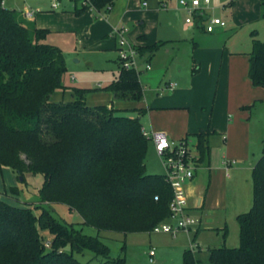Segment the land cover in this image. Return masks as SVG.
Segmentation results:
<instances>
[{
    "label": "trees",
    "instance_id": "16d2710c",
    "mask_svg": "<svg viewBox=\"0 0 264 264\" xmlns=\"http://www.w3.org/2000/svg\"><path fill=\"white\" fill-rule=\"evenodd\" d=\"M3 1L0 166L8 167L21 181L26 173L40 174L42 182L32 206H16L0 198V264H90L73 255L84 250L100 259L93 264H122V256L111 257L108 246L97 235L84 234L81 226L124 236L148 233L167 218L170 188L162 175L144 170L148 139L139 117L145 109L132 108L136 114L130 117L111 105L88 106L85 95L93 89L62 84L64 55L43 41L48 30L25 21L17 11L4 7ZM87 1L100 14L108 11L113 0ZM258 2L264 24V0ZM87 8L78 5L70 12L77 16ZM197 17L199 22L206 18ZM153 47L133 48L141 52ZM246 77L251 86L264 89V38H251ZM100 89L109 90L115 100L142 98L137 71L119 64L115 78ZM65 90L70 99H51L55 91ZM260 101L264 105V98ZM262 123L264 128V112ZM210 134L201 129L192 134L198 163L208 156ZM261 145L262 153L250 168L251 205L236 216L238 244L208 248L211 264H264V136ZM56 204L79 220L55 217L51 206ZM182 264H193L189 248L183 252Z\"/></svg>",
    "mask_w": 264,
    "mask_h": 264
},
{
    "label": "rangeland",
    "instance_id": "374dc122",
    "mask_svg": "<svg viewBox=\"0 0 264 264\" xmlns=\"http://www.w3.org/2000/svg\"><path fill=\"white\" fill-rule=\"evenodd\" d=\"M13 1L18 5L25 3L30 8L42 7L35 14L41 15V26L48 30L43 41L67 54L63 85L93 89L97 82L103 85L109 82L117 61V51H113L112 47L114 41L117 45L118 39L111 33L110 37L106 35L104 22L98 15L88 11L77 16L72 14L70 0H60L56 10L49 8V0ZM174 1L162 0L158 3V0H113L111 3L115 18L110 12L108 21L113 23L120 17L126 43L134 48L137 45L147 47L154 44L152 49L142 51L152 52L149 59L151 69L138 71L137 77L140 85L145 86L147 103L158 108L143 113L139 121L146 131L150 128L153 133H163L174 143L183 138L189 154H195L191 145L194 142L192 134L198 128L206 131L208 120L218 134L209 138L208 156H204L198 169H195L193 185H196L198 192L202 190L203 200L201 207L188 210V214L199 220L196 231L193 227L189 232L178 231L175 235L141 231L122 236L116 232H97L90 226H81L84 234L97 235L108 246L111 257L122 256V264H182L183 252L189 248V244L192 247L190 254L193 264H211L208 260V248L237 246L236 216L247 211L251 205L250 166L262 153L264 107L260 100L264 98V89L257 88L262 99H250L252 104L246 118V114L239 109L241 105H236V102L249 96L250 91L240 85H228L224 78L225 63L222 61L218 64V61L214 65L213 61H216L214 52L217 49L230 42H239L238 38L243 39L244 36L248 39L249 51L252 37L259 40L264 38L263 20L260 18L240 25L237 20L243 13L240 3L235 9V17L228 6L222 5L227 0H209L211 7L205 13L208 17L215 16L223 20V30L218 32L216 26H209V18L197 22V18L191 14L193 25L185 32L181 29L184 13L177 5L178 15L174 14ZM142 2L144 6L141 5ZM6 6L13 7L8 3ZM253 9L261 12L262 6L258 0ZM252 30H255L253 36ZM178 36L182 39L178 40ZM139 37L143 39L140 40ZM125 47L123 45L122 50ZM205 49H209L207 52L213 53V56L204 58ZM191 58L198 64L199 72L185 78ZM146 60L136 56L137 69L142 68ZM180 76L184 77L182 81L177 79ZM172 81L178 83L172 93H154L156 86L161 88ZM65 91L64 100L70 93ZM112 99L111 92L106 89L89 90L85 95V102L89 106L108 105ZM113 104L115 106L114 102ZM117 104L115 107L123 110L121 114L135 116L136 113L131 109L140 103L134 105L124 101ZM242 118L247 121V125L242 123ZM223 160L235 162L227 169L228 176L221 165ZM143 163L145 173L162 175L160 158L153 149L151 139L147 140ZM20 178L8 167L0 166V198L12 205L32 206L36 203V191L42 182V176L26 173L23 181ZM51 208L52 214L57 218L71 222L79 220L74 212H67L63 205L56 204ZM42 234L44 238H48L44 232ZM150 248L155 250L152 258L153 261L156 260L154 263L148 261L147 252ZM73 255L82 263L93 264L100 261L88 250Z\"/></svg>",
    "mask_w": 264,
    "mask_h": 264
},
{
    "label": "crops",
    "instance_id": "0c3cea01",
    "mask_svg": "<svg viewBox=\"0 0 264 264\" xmlns=\"http://www.w3.org/2000/svg\"><path fill=\"white\" fill-rule=\"evenodd\" d=\"M162 0H158V3H160ZM171 2V1H170ZM8 3V5H13V7L12 8H10V7H7L6 6V4ZM143 3V2H142ZM209 3H210V1H209ZM209 3H208V5L206 6V7H203V6H201L198 10H195L192 14L194 15V17L195 18H197V22H198V20H199V18L197 17V15H199V14H203V15H205V17H206V19L208 18V15L205 13V10L206 9H210L209 7H211V6H209ZM240 3V6L242 7V10H243V13H242V15L239 17V18H237V20H238V24H243V23H245V22H253V21H255V20H257V19H260L261 17H260V14H261V12L260 13H258V11H254V9H253V6H254V4L256 3V0H227L226 2H224V3H222V5H223V7H225V6H228L231 10V12H232V14L235 16V17H237L236 16V11H235V9H236V7H237V5ZM142 6H144V4H141ZM174 7H175V12H174V14L175 15H178V11H177V5H178V3H177V0H175L174 1ZM3 6L4 7H6V8H10V9H13V10H15V11H17L18 13H19V15L22 17V18H24L23 16H22V14H21V12H22V10L24 9V8H29V9H40L39 11H41L42 10V7L41 6H38V7H35V8H30V7H28L25 3L24 4H17L15 1H13V0H4L3 1ZM159 6H161V4L159 5ZM179 6V5H178ZM69 8H71V6L69 7ZM180 8V7H179ZM182 11H183V17H185L186 16V14H185V11H184V9L181 7L180 8ZM113 9L111 8V6L109 7V9H108V11L106 12V13H100V14H98V13H95L93 10H91V9H87V10H85V11H88V12H90V13H93V14H96V15H98L99 16V18L104 22L103 24H104V29H106V31H107V36H109V33H110V29L112 28V27H115V26H118V25H121L120 24V17H118L117 18V20L115 21V22H109L108 21V18H109V16H110V12H112V16L114 15V12L112 11ZM58 12V11H57ZM36 12H34L33 13V15L28 19H25V21H27V22H29V23H31V24H33L35 27H38V28H43L41 25H43V23L41 22V19H40V16L41 15H39V14H35ZM58 16H60L59 14H58ZM113 18H115V15H114V17ZM205 19V20H206ZM193 23V22H192ZM182 24H183V26L181 27V29H182V31H187V30H190L191 28H192V25L193 24H187V23H185L184 22V18H183V21H182ZM201 26V25H200ZM225 26V25H224ZM223 26V27H224ZM223 29H221V27H218V26H216V31H222ZM252 31H254L255 32V30H252ZM251 31V32H252ZM110 37V36H109ZM140 38V40L141 39H143L142 37H139ZM177 39L178 40H181L182 39V37L180 36H178L177 37ZM239 39V42H235V43H233V42H230V43H227V44H224L223 45V47L221 48V49H217V51L216 52H214V58L216 59V61H213L214 63V65L215 64H217L216 62H218V64L219 63H221L222 61L225 63V68H224V78H225V80H226V83L228 84V85H231L232 87H234V86H236V85H240V86H242V87H244V88H246L247 90H249L250 91V95L249 96H247V97H245V98H243V99H240V100H238L237 102H236V105H241V106H243V105H250L251 106V104H252V102H249V101H251L252 99H262L263 97H261V93H259L258 92V90H257V88L258 87H253V86H251L250 84H249V81H248V79H247V77H246V71H247V52H248V39H247V37H245L244 36V38L243 39H241V38H238ZM114 41V40H113ZM185 40H184V38H183V42H184ZM175 44H177V43H175ZM249 49H250V44H249ZM112 50L113 51H115L116 50V44H115V41H114V44H113V47H112ZM165 51L166 52H168L167 51V49H165ZM207 51H209V49H205V56H204V58H210V57H212L213 56V53H209V52H207ZM137 52V51H136ZM63 53V55H64V59H65V66H66V61H67V54L66 53H64V52H62ZM151 55H152V52L151 53H148V52H137V57H139L140 59H142L143 58V60H145V59H147L145 62H144V64H143V66H142V68H139V69H137V72L139 71H141V70H150L151 69V66H150V61H149V59H150V57H151ZM116 60H117V56H116ZM148 61V62H147ZM116 63V67H115V70H114V72H111V77H110V79H108V81L110 82V81H112L114 78H115V75H116V71H117V66H118V64H117V61L115 62ZM145 64H148L149 65V67L148 68H145ZM177 71H180V70H177ZM199 72V66H198V64L195 62V59H193V58H191L190 59V65H188V69H187V71H186V73H185V78H186V76H188V77H192V76H195L197 73ZM177 74V73H176ZM183 78L184 77H182V76H180V77H177V79L179 80V81H182L183 80ZM108 82V83H109ZM107 83V84H108ZM178 83L177 82H175V81H172V82H170V83H168V84H165L163 87H161V88H157L158 86H156V89L157 90H155V94H161V93H163V92H173V90H174V88L176 87V85H177ZM106 84H100L99 82H97L96 84H95V86H93L92 88L93 89H100V88H102L103 86H105ZM68 87V86H67ZM145 86L143 85V87H142V85H141V88H142V98H141V100H139V101H129V100H115V99H112L111 101H110V103H108V105H111L112 107H115L116 105H118L117 103H121V102H124V101H127V103H134V105H135V103H140L139 105H137V106H134L133 108H137V107H142V108H144L145 109V113H148L152 108H158V107H155V105L154 104H152V105H154V106H150L148 103H147V101H146V98H145V92H146V90H145V88H144ZM65 92H67V91H64V92H59V91H55L53 94H51V99L52 100H54V101H57V100H64L63 99V95H64V93ZM69 93V92H68ZM68 96H67V99L66 100H68V99H70L71 97H70V93L69 94H67ZM61 97V98H60ZM111 97H112V95H111ZM251 99V100H250ZM85 101V100H84ZM115 103V106H114V104H113V102ZM86 103V102H85ZM154 103V102H153ZM89 106V105H88ZM263 107H264V105H263ZM115 108H118V106L117 107H115ZM240 109V108H239ZM241 110V109H240ZM242 112H243V114H246V118H247V116H248V112H249V108L248 109H246V110H242ZM130 117H133V116H130ZM245 119H243L242 118V123L244 124V125H247V121H244ZM228 122V121H227ZM226 122V123H227ZM141 128L143 129V130H145L144 129V127L142 126V124H141ZM206 128H207V130L208 131H212L211 132V134L209 135V137H208V140H209V138H211V135H213V134H218V132L215 130V127H213V124L212 125H210V121L208 120V123H207V126H206ZM201 130H203L202 128H200ZM198 130H199V128H198ZM146 131V130H145ZM147 131H149V132H152V130L149 128ZM165 135V134H164ZM246 135L248 136V133L246 132ZM166 136V135H165ZM222 138V137H221ZM182 139V138H181ZM222 141H223V138L221 139ZM152 141V140H151ZM192 146L194 145V142L191 144ZM194 147V146H193ZM226 163H228V164H226ZM233 164H235V162L234 161H229V160H223L222 162H221V165H222V168L224 169V173H225V175L226 176H228V172H227V169H229V167H231V165H233ZM198 165H200V162L197 164V167H196V170L198 169ZM252 166V165H251ZM251 166H250V168H251ZM196 170H195V172H194V174H193V177H192V179L185 185V191H186V195H187V204H188V210H191V209H195V208H199V207H201L202 206V200H203V195H202V190H201V192L199 191H197L196 190V185L194 184L193 185V181H194V176L196 175ZM194 194V195H193ZM198 226H199V220H197V224L194 226L195 228V231L197 230V228H198ZM191 246H190V244H189V249L191 250ZM192 251V250H191ZM155 256V250H154V255H153V257ZM152 257V258H153ZM156 260H154V261H152V262H150V263H154Z\"/></svg>",
    "mask_w": 264,
    "mask_h": 264
},
{
    "label": "built area",
    "instance_id": "2783aa9c",
    "mask_svg": "<svg viewBox=\"0 0 264 264\" xmlns=\"http://www.w3.org/2000/svg\"><path fill=\"white\" fill-rule=\"evenodd\" d=\"M71 8L78 5H87V9L93 11L94 8L90 6L87 0H70ZM177 3L185 11L186 16L184 22L192 24L191 14L198 10L201 6L206 7L209 0H177ZM60 4V0H49V8L56 10ZM144 4V2L142 3ZM109 9V8H108ZM40 9L24 8L21 12L25 19H29L34 12ZM209 26L223 27L225 22L218 17H208ZM124 28L115 26L110 29V33L117 37V61L123 68H133L137 71L136 56L137 52L130 44L126 43L123 37ZM125 45V50L122 46ZM149 65L145 64V68ZM142 134L147 139L152 140L153 149L160 158V163L163 168L162 177L170 188V198L167 203L168 216L166 219L158 222L151 229L152 232H165L175 235L178 231L189 232L197 224V220L188 214L187 195L185 185L192 179L194 170L197 167V156L189 154L188 146L184 139H180L176 143L169 140L163 133H153L145 131L141 128ZM193 147V146H192ZM194 148V147H193ZM228 164V163H226ZM156 200L157 197L153 196ZM154 249L150 248L147 252L148 261L152 262Z\"/></svg>",
    "mask_w": 264,
    "mask_h": 264
},
{
    "label": "water",
    "instance_id": "95a60500",
    "mask_svg": "<svg viewBox=\"0 0 264 264\" xmlns=\"http://www.w3.org/2000/svg\"><path fill=\"white\" fill-rule=\"evenodd\" d=\"M206 19V18H205ZM21 179V178H20Z\"/></svg>",
    "mask_w": 264,
    "mask_h": 264
}]
</instances>
